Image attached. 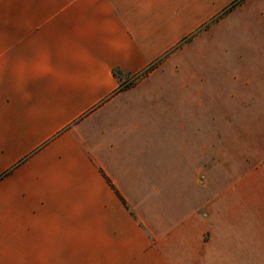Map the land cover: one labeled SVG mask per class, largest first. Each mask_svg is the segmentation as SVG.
<instances>
[{
	"label": "crops",
	"instance_id": "obj_1",
	"mask_svg": "<svg viewBox=\"0 0 264 264\" xmlns=\"http://www.w3.org/2000/svg\"><path fill=\"white\" fill-rule=\"evenodd\" d=\"M235 1L0 0V264H244L200 181L236 96L264 158V0Z\"/></svg>",
	"mask_w": 264,
	"mask_h": 264
},
{
	"label": "rangeland",
	"instance_id": "obj_2",
	"mask_svg": "<svg viewBox=\"0 0 264 264\" xmlns=\"http://www.w3.org/2000/svg\"><path fill=\"white\" fill-rule=\"evenodd\" d=\"M218 123V170L200 179L204 191L212 190L218 201L203 210L210 221L206 247H213V236L219 262L264 264V158L256 157L259 145L249 136L254 130L243 122L242 96H236L234 110L219 112Z\"/></svg>",
	"mask_w": 264,
	"mask_h": 264
},
{
	"label": "trees",
	"instance_id": "obj_3",
	"mask_svg": "<svg viewBox=\"0 0 264 264\" xmlns=\"http://www.w3.org/2000/svg\"><path fill=\"white\" fill-rule=\"evenodd\" d=\"M246 0H236L235 2H233L230 7L224 12V15L230 11H232L233 9H235L237 6H239L240 4H242L243 2H245ZM208 27V26H207ZM206 27V28H207ZM190 40V38H187L186 40H184V42H188ZM159 62L154 63L153 65L149 66L145 71L140 72L139 74H136L132 77L127 78L126 80H121L120 78V73L119 71L115 72V75L117 76L118 79L121 80L120 83V87H119V92L125 91L127 89H129L130 87H132V85L134 83H137L140 79H142L143 77H145V75H148L157 65ZM134 80V82H133ZM128 82V83H127Z\"/></svg>",
	"mask_w": 264,
	"mask_h": 264
}]
</instances>
